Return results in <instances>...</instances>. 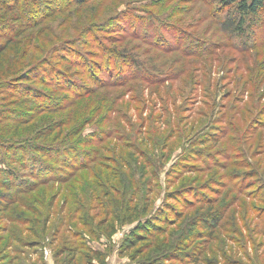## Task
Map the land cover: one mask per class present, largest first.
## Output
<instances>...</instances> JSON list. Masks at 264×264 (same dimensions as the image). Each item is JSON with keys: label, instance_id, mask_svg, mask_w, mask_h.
Here are the masks:
<instances>
[{"label": "rangeland", "instance_id": "1", "mask_svg": "<svg viewBox=\"0 0 264 264\" xmlns=\"http://www.w3.org/2000/svg\"><path fill=\"white\" fill-rule=\"evenodd\" d=\"M48 1L0 10V264H264V11Z\"/></svg>", "mask_w": 264, "mask_h": 264}, {"label": "trees", "instance_id": "2", "mask_svg": "<svg viewBox=\"0 0 264 264\" xmlns=\"http://www.w3.org/2000/svg\"><path fill=\"white\" fill-rule=\"evenodd\" d=\"M22 1H27V0H0V10L4 11L5 15L6 14H13L14 17L18 18L17 19L18 22H24L25 23V21H28L29 25L40 24L41 23V21H39L40 16L42 14V11H44V10L46 11V7H44V5H48L47 4L48 0H42L45 3L42 5H39V3H37V2L31 4V2L28 0L27 1L28 6L26 5V3L24 5H22V3H21ZM91 1H94V0H49L48 2L54 3L53 8H55V10L57 8V9H60L64 12V10H66V9L68 10L71 7L80 8V7L84 6L85 4H87L88 2H91ZM219 2L221 4V6L233 7L235 9L236 14H237L236 31H237L238 36H240V37L245 34L246 28L250 26V24H249L250 21L251 20H257L259 18L260 14L264 11V0H219ZM34 4L37 7H34ZM30 5H33V6L29 7ZM5 6H7L8 8H6ZM49 9H50V7H48V10ZM3 17H5V16L3 15ZM125 17H126V15H120L118 17L117 21H119L120 24H122L124 22H121L122 21L121 18L125 19ZM1 22H2V19H0V23ZM38 22H40V23H38ZM35 25H34V27H35ZM19 32H20V29H17V34ZM88 33H90V36H92V32L89 31ZM9 44H11V42H10L9 38H7L6 45H3L0 47V61L4 60L2 58L8 50L6 48V46H9ZM92 46H94V49L97 48L96 45H92ZM100 51L103 52L102 57H103V61L105 63H106V60L109 56L111 57L112 54L115 55V53L111 49L105 50L103 48ZM108 52L110 53V55L108 57H105V54ZM98 59L100 61L95 60L96 63L93 65H98V64L101 65V62H102L101 57H98ZM111 61H112V59H111ZM112 62L114 63V65L117 64L114 61H112ZM83 63H84V61H81L78 64L82 66ZM70 65H75V67L79 68V66L77 64H75L74 62L70 63ZM110 65L111 64L107 63V68L110 67ZM122 67H124L122 69V73H125L124 71L128 70L127 64L123 63ZM89 70H90L89 73H91V72H93L92 70H94V69L90 68ZM67 77H68L67 74L62 71V73L58 77L55 78L56 80L50 81V82H53V83L55 82L56 84H58V86L60 88H68L67 90L74 88L73 87L74 83H72L71 81H68L69 79ZM94 78L95 77H93V79ZM42 80L45 81V79H43V78H42ZM29 81L30 80H27V81L21 80V81H18L19 83L18 82L15 83L14 86H23L25 82H29ZM46 82H49V81H46ZM74 86H75V84H74ZM49 106L50 105L46 102L44 110L49 109ZM58 134H60V133L58 132ZM49 138H50V136H47V137H45V140L47 141V140H49ZM58 151H59L58 149L55 150L56 155H58ZM19 152H20V155H19L18 159L15 158V159H13L14 161L11 162L12 166H17L19 164L20 159H25L27 157L26 156V154H27L26 150L20 149ZM34 154H35L34 156L39 157V162H41V159L43 158L47 162L53 163L55 166H58L61 164L60 161L51 160L49 155H47L46 153H42L41 151H36V152H34ZM8 169L10 171V167ZM7 174L9 175L11 173L8 172ZM8 178H9V176H8ZM4 182L10 183L12 181H11V179H9L8 181H4ZM11 184H13V183H11ZM136 220H137V218H133V219H131L130 222L132 223L133 221H136ZM205 228H207V226H205ZM147 235H148V227L147 226L137 228L136 231L134 233H132L130 238L128 239V243H129L128 247L131 249L135 248L138 244L147 240V238L149 237V235L148 236ZM98 258L99 257H96V260L101 261Z\"/></svg>", "mask_w": 264, "mask_h": 264}]
</instances>
